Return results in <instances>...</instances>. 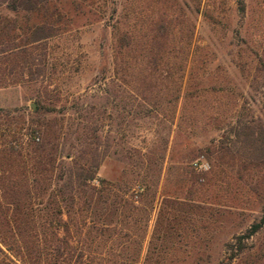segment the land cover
I'll return each instance as SVG.
<instances>
[{
    "label": "rangeland",
    "instance_id": "obj_1",
    "mask_svg": "<svg viewBox=\"0 0 264 264\" xmlns=\"http://www.w3.org/2000/svg\"><path fill=\"white\" fill-rule=\"evenodd\" d=\"M54 1L29 62H0V236L60 232L89 264H264V0ZM86 171L113 193L78 197ZM74 197L92 206L66 233Z\"/></svg>",
    "mask_w": 264,
    "mask_h": 264
},
{
    "label": "trees",
    "instance_id": "obj_2",
    "mask_svg": "<svg viewBox=\"0 0 264 264\" xmlns=\"http://www.w3.org/2000/svg\"><path fill=\"white\" fill-rule=\"evenodd\" d=\"M24 1L28 2L31 7L21 8ZM128 2V0H126ZM241 10H245V2L240 1ZM5 6V7H3ZM57 5L54 0H0V62L5 65L2 69L4 72L8 71L9 74L15 73L16 70L22 69L25 63H28V57H30L31 51L34 49V45L43 42L50 38L53 32V24L51 19L54 18V14H44L43 10L49 12ZM57 9V8H56ZM5 12H11L12 17L6 15ZM159 28V27H158ZM191 33V32H190ZM163 36L160 33H155L151 38V44L153 45L155 56L162 51L161 39ZM134 39V33H124L119 38V48L127 49L131 48ZM186 45L191 44V34L186 35ZM156 50V51H155ZM11 63V65H10ZM85 173V174H84ZM79 175L78 186L74 187V193L78 197L90 194L91 197L97 195L109 196L113 193L112 186L106 181L100 180V188L96 186L86 185L87 182H91L96 178V172L86 171ZM86 182V183H85ZM108 186V187H107ZM126 193H124V198ZM81 201V198H78ZM123 198V199H124ZM75 197L72 200V210L75 211L74 216L70 215L69 220L65 221L63 218L60 222L63 224V232L68 233L69 227L73 225L78 230H82L85 225V220L76 216L77 212H83L88 210L92 205L91 201L88 203L84 201L82 204L75 202ZM264 224V218L258 224L253 227L252 232L258 231ZM65 228V229H64ZM54 242L49 239L48 234L43 235H18L17 237H9L8 235L0 236V264H18L10 255L18 258L19 255L15 253L11 247H25L23 256L19 257L23 260L22 264H89L87 263L84 255L85 247H68L69 241L66 237H62L60 232L54 234ZM31 240V241H30ZM54 243V247L51 245ZM5 247L9 253L2 248ZM71 251L73 252L71 254ZM80 252L77 254V252ZM3 256L4 258H1Z\"/></svg>",
    "mask_w": 264,
    "mask_h": 264
}]
</instances>
